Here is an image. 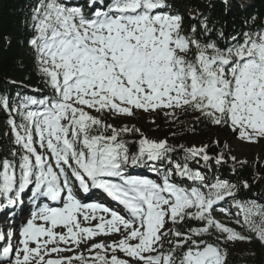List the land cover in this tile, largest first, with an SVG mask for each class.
Masks as SVG:
<instances>
[{
    "label": "snow or ice",
    "instance_id": "1",
    "mask_svg": "<svg viewBox=\"0 0 264 264\" xmlns=\"http://www.w3.org/2000/svg\"><path fill=\"white\" fill-rule=\"evenodd\" d=\"M185 19L171 0H35L22 44L44 87L0 92V213L27 210L0 229V264H227L228 245L264 246V202L217 174L248 161L131 123L191 115L186 131L264 140V22L213 38L207 17ZM94 190L115 206L79 198Z\"/></svg>",
    "mask_w": 264,
    "mask_h": 264
},
{
    "label": "trees",
    "instance_id": "2",
    "mask_svg": "<svg viewBox=\"0 0 264 264\" xmlns=\"http://www.w3.org/2000/svg\"><path fill=\"white\" fill-rule=\"evenodd\" d=\"M34 2L35 0H0V92L11 95H15L16 92L35 94L30 92L26 86L40 89L44 87L40 78L33 71L29 50L22 44L27 35V18L31 14V7ZM72 2L76 3L77 0ZM171 3L180 13L185 15L186 26L191 24V21L187 19L188 15L197 16V23L207 17L209 27L215 29L211 34L213 38H216L220 31L226 35H234L241 30H247L248 25H245V21L248 20L251 24L252 17L257 18V25L264 22V0H248L247 4H237L234 0H171ZM11 81L17 83H10ZM182 120L185 121V128L193 126L191 115H185ZM0 124V154H3L9 145L8 139L3 135L6 126L2 122ZM210 128V126L199 124L196 125L195 132H188L204 138L210 133ZM219 129L225 131L223 128ZM211 141L212 139H206L203 143H210ZM184 145L190 146L187 139ZM222 148L220 142V147L212 146L209 152L215 154ZM246 161L248 163L243 167H238L235 173H233L229 161L228 164L221 166L217 174L223 178H231L233 182H238L240 179L249 182V189L242 190L237 197L238 199L251 198L264 202V167L260 166L264 165V162L260 161V165H253L254 160ZM215 167L213 165V169ZM257 174L261 178H257ZM223 206L228 207L227 204ZM232 210L235 211V209ZM244 244L243 248L231 251L227 258V264H264V247L258 241Z\"/></svg>",
    "mask_w": 264,
    "mask_h": 264
},
{
    "label": "rangeland",
    "instance_id": "3",
    "mask_svg": "<svg viewBox=\"0 0 264 264\" xmlns=\"http://www.w3.org/2000/svg\"><path fill=\"white\" fill-rule=\"evenodd\" d=\"M236 1V0H234ZM239 2L243 0H238ZM245 4L248 3V0H245ZM182 120V119H181ZM183 121V120H182ZM1 122V121H0ZM131 123L137 124V126L141 127L149 137H158L164 138L168 137L169 143L173 145H179L185 143L186 139L189 144L199 145L203 143L206 139L219 140L221 143L227 142L231 148V154L235 155L239 160H257L259 157V161L264 162V140L260 141L258 144H248L240 142L232 137V134L226 130L221 131L219 128L212 127L210 128V133L202 138L200 136L192 135L185 129V125H169L163 122L162 119L157 120V124L160 125L158 131H153L152 129L155 127L147 122L144 117H137L135 120L131 121ZM176 132L177 135L175 137L171 136L172 132ZM132 174H136L133 172H139L137 169L131 170ZM26 215L21 217L22 221L26 218ZM221 219H224L221 213H218ZM14 231V227H12ZM103 239V237L101 238ZM245 246L244 242H238L235 245H228V251H233L237 249H241ZM264 247V246H263Z\"/></svg>",
    "mask_w": 264,
    "mask_h": 264
},
{
    "label": "bare ground",
    "instance_id": "4",
    "mask_svg": "<svg viewBox=\"0 0 264 264\" xmlns=\"http://www.w3.org/2000/svg\"><path fill=\"white\" fill-rule=\"evenodd\" d=\"M86 202H88L91 198L90 197H84L83 198Z\"/></svg>",
    "mask_w": 264,
    "mask_h": 264
}]
</instances>
